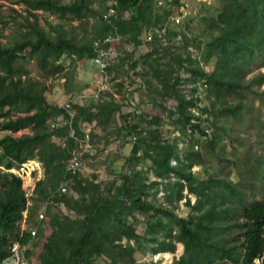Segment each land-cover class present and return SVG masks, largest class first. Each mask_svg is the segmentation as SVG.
Segmentation results:
<instances>
[{
	"label": "trees",
	"instance_id": "trees-1",
	"mask_svg": "<svg viewBox=\"0 0 264 264\" xmlns=\"http://www.w3.org/2000/svg\"><path fill=\"white\" fill-rule=\"evenodd\" d=\"M10 1L23 6L24 21L18 24L27 28L10 43L0 41V129L6 131L0 136V164L10 167L27 158L42 162L43 174L35 183L27 220L37 223L34 216L40 204L45 203V214L34 237L30 230L21 229L26 208L23 180L0 168V264L16 238L21 242L32 239L33 245L41 241L37 264H158L139 263L135 252H173L176 242L182 243L183 251L174 264H212L216 259L257 264V258L259 264H264V180L258 184L260 195L249 197L246 184L251 179L242 175L230 179L218 167L205 176L192 170L194 164H203L206 147L213 150L218 144L223 153L219 159H223V139L231 135L218 118H239L249 107L244 100L247 91L258 92L252 84L264 82V71L241 81L253 63L264 66V0H218L213 12L208 10L200 16L202 26L191 39L185 32L191 17L181 21L186 22L177 30L167 26V34H182L185 46L195 39L201 54L199 59L187 50L172 56L189 72L187 80L194 83L188 96L176 86L180 76L172 75L171 62L162 67L159 57L153 55L157 51L155 38L149 43L151 49L143 54L144 62L158 81L155 89L159 85L162 99L176 98V106L168 109V114L176 115L173 121L178 135L187 136L188 144L178 146L175 139L163 137L152 123L142 126L144 116H149L144 112L138 113L135 120L119 113L124 119L119 128L134 138L130 152L121 156L120 181L103 183L67 171L76 141L68 134L67 125L51 128L49 124L63 107L48 100L46 84L33 76L25 63L34 61L42 73L55 75L64 70L61 57L66 55L72 63L66 73L71 75L76 61L83 64L93 55V39L112 26L100 17L103 9L93 7L92 0ZM157 1L117 0L113 21L123 35L121 41L139 44L144 29L162 25L169 15L177 13L181 0ZM39 8L61 19H77L78 26L86 24V32L78 37L60 21L49 22L52 30L48 31L39 23ZM90 19L92 33L88 34ZM211 61L212 68L206 69L205 63ZM147 81L151 86L152 79ZM200 86L205 92L202 104ZM232 93L237 99L230 103L228 95ZM120 106L110 97L90 105L75 102L72 110L76 134L81 135L83 126L93 120L107 125ZM150 118L158 123V116ZM149 171L154 178H150ZM64 179L69 180V189L60 194L53 192ZM71 189L73 192H69ZM158 191H162L161 200ZM190 193L195 196L193 201ZM181 198L189 208L186 215L175 211ZM61 204L71 213L63 211ZM136 213L143 215L142 232ZM46 227L51 228L47 234ZM226 228L230 230L227 235L223 233ZM30 252L31 245L26 251L27 264H34Z\"/></svg>",
	"mask_w": 264,
	"mask_h": 264
},
{
	"label": "rangeland",
	"instance_id": "rangeland-1",
	"mask_svg": "<svg viewBox=\"0 0 264 264\" xmlns=\"http://www.w3.org/2000/svg\"><path fill=\"white\" fill-rule=\"evenodd\" d=\"M67 1V0H65ZM193 12L189 27L186 28V35L190 37L197 36L201 25L199 18L202 14H205L208 10L213 12L218 5V0H186ZM92 6L95 8L105 9L107 0H93ZM18 3H13L10 0H0V41L2 43H10L17 37H19L23 30H26V26L18 24L23 22L24 18L22 14H25L24 9ZM14 8L15 10H13ZM102 10V11H103ZM132 11V9H131ZM39 23L42 24L48 31L52 30L49 26L50 23L63 22V27L69 29L71 32L79 36H82L86 30V24L78 26L77 19L70 20L69 18H59L55 14H48L40 12ZM125 14H129V11H125ZM1 18L5 19L3 23ZM93 19L87 26V33H92L91 25ZM186 22V21H184ZM184 22L180 24H174L168 22V27L178 29L183 26ZM73 24V25H72ZM157 25V24H155ZM154 26V24H153ZM88 33V34H89ZM169 39L175 36L173 42L169 43L167 47H159L156 43L157 51L153 54L158 56L157 59L161 66H166V62H171L174 71L172 75H179L177 81L179 88L186 95L190 93L191 86L194 84L189 78V72L182 66H179L174 56L178 52H186L190 50L192 55L200 59V53L198 47L195 45L196 40H189L188 45L185 46L182 40V34L177 35L166 34ZM144 31L141 34V42L135 45L131 40L121 41L116 45V62L112 66L114 72L117 74L118 80L111 83L114 91L117 94V101H120V109L116 112V115L111 121L103 126L93 120L92 122L85 124L83 128H89L92 138L93 150L91 153L86 154L83 159V167L80 173L82 176L92 178L95 181L106 182L111 180L120 181V167L122 155L128 154L133 142V136L125 133L122 126L124 120L119 113L127 114L129 118L138 117V113L144 112L149 116H144L145 120L141 121L142 126H147L149 123L157 125L161 131L163 137L175 139L178 146L184 147L188 144L187 136H179L178 129H176L173 118L175 114L170 116L168 109H174L176 106V98H164L160 96L157 89L159 88L157 79L151 75V71L148 69L147 64L144 62L146 58L143 54L151 49L148 42L143 41ZM169 48L171 51H169ZM164 49L166 50L164 52ZM152 55V56H153ZM65 68L63 71L55 75H45L42 73L34 61H28L25 63L26 68L33 76L41 78L46 84L45 94L48 100L53 101L59 105H62L65 99L71 95L80 93L83 94L81 102L84 104H92L97 101L94 92L97 86L102 81V77L99 74L98 68L94 65L90 58H86L81 64L76 61V68L73 73L68 75L66 72L70 70L72 63L70 57L63 55L61 57ZM213 62L205 63L206 69L212 68ZM204 64V63H203ZM69 67V68H68ZM260 71H264V66L258 67L257 63H253L251 71L245 73L241 77L242 82H246L251 76L258 74ZM152 79V85L148 86V79ZM253 90L258 92L247 91V95L244 98L248 102L249 107L245 108L239 118H226L220 116L219 122H223L227 125L229 133L231 135L223 139L225 144V152L223 159L222 152L219 145L212 150L208 147L205 148L204 162L203 164H194L192 170L199 173L201 176H205L207 172H215L217 167L220 169L222 175L228 176L230 179L236 180L241 175L247 179H251L246 184V192L249 197L252 195L259 196L261 189L258 184L261 180H264L261 176L264 175V93L261 92L264 88V82L261 85L252 84ZM199 95L202 97L200 103L205 102L204 88L201 86L198 89ZM104 98H114L109 91H105L100 94ZM237 95L232 93L228 95V102H235ZM134 110V111H133ZM136 112V113H135ZM158 116V123L150 121L151 116ZM137 119V118H136ZM133 120V119H131ZM6 132L0 129V136ZM201 143L204 144L203 136H199ZM43 174V168L41 176ZM150 178H154L151 171L148 172ZM261 177V178H260ZM69 181V180H68ZM73 192V190H69ZM159 192V191H158ZM186 192V189H184ZM159 199H162V193H157ZM191 201L195 199L194 194H189ZM32 201V199H31ZM62 210L68 212L69 210L63 205H60ZM44 204H40L38 211L44 210ZM54 210H57L54 208ZM175 211L180 215H186L189 212V208L184 204V198L178 201V206L175 207ZM71 213V211H69ZM141 219L138 229L142 232L144 230V219L142 214L136 213ZM36 221V215L34 216ZM34 223V222H33ZM29 222L30 226L34 225ZM28 225V227H29ZM50 227L45 228V233L50 232ZM230 232L229 229H224L223 233L227 235ZM43 240V238L41 239ZM125 241V239H123ZM132 241V240H131ZM232 241V239H231ZM31 245L30 256L32 257V263L37 264L36 252L41 248V241L37 245ZM183 251V245L181 242H176V249L166 257L165 251L153 253L149 249L144 252H135V257L139 263L156 261L158 264H174L173 261L180 256ZM212 264H231L226 260L216 259Z\"/></svg>",
	"mask_w": 264,
	"mask_h": 264
},
{
	"label": "built area",
	"instance_id": "built-area-1",
	"mask_svg": "<svg viewBox=\"0 0 264 264\" xmlns=\"http://www.w3.org/2000/svg\"><path fill=\"white\" fill-rule=\"evenodd\" d=\"M162 2L163 0L157 1L158 4H161ZM116 4L117 0H107V5L100 14V17L109 23L112 26V29L107 31L104 35L93 39V55L91 56V61L97 66L99 74L102 77V81L94 92L95 97L102 99L104 96H100V94L104 93L105 91H109L114 97V100L117 101L115 98L117 97V94L114 91L111 83L118 80L119 78L114 72L112 66L116 62V45L122 40L123 35L118 31V28L113 21L116 15ZM192 12L193 10L189 3L186 0H181L177 13L169 15L168 19H166L162 25H154L144 29L143 41L150 43L155 38L159 47H167L169 43H172L173 39H175V36L172 37V39H169L166 35L168 31L167 26L169 25L168 22L171 21L174 24L180 23L181 21L190 17ZM82 96L83 94L77 93L67 97L61 105L63 107V111L49 120L51 128L67 125L68 134L73 136L76 141V145L71 150V155L68 159L66 167L67 171L71 174H75L82 170L84 165V156L91 153L93 150L92 138L89 128H83L82 134L77 135L73 126L74 112L72 110V105L75 102H81ZM0 168L16 174L23 180L24 194L26 197V208L22 211L21 229L30 230L32 237H34L38 223L45 214V203L43 207L44 210H40L36 214L37 223L32 226L28 224L27 207L31 204V199L34 195L35 183L37 179L41 177V171L43 168L42 162L37 158H27L18 164L11 165L10 167H5L0 164ZM68 189V179H64L53 192H58L60 194L61 192L67 191ZM158 193H162V191H159ZM31 240L32 239H30V241ZM30 241L21 242L17 238L13 240L9 245V254L2 259V264H27L28 260L26 251ZM256 263L259 264L258 258L256 259Z\"/></svg>",
	"mask_w": 264,
	"mask_h": 264
},
{
	"label": "crops",
	"instance_id": "crops-1",
	"mask_svg": "<svg viewBox=\"0 0 264 264\" xmlns=\"http://www.w3.org/2000/svg\"><path fill=\"white\" fill-rule=\"evenodd\" d=\"M62 1H64V2H66L65 0H62ZM68 1V0H67ZM93 1V0H92ZM91 5H92V3H91ZM36 12L37 13H40V12H43V10L41 9V8H39V9H37L36 10ZM39 15V14H38ZM39 17V16H38ZM30 18H32V17H30ZM91 59V58H90ZM114 65V64H113ZM116 114V113H115ZM5 133V132H4ZM3 135V134H2Z\"/></svg>",
	"mask_w": 264,
	"mask_h": 264
},
{
	"label": "bare ground",
	"instance_id": "bare-ground-1",
	"mask_svg": "<svg viewBox=\"0 0 264 264\" xmlns=\"http://www.w3.org/2000/svg\"><path fill=\"white\" fill-rule=\"evenodd\" d=\"M170 255V253H166V257H168Z\"/></svg>",
	"mask_w": 264,
	"mask_h": 264
}]
</instances>
